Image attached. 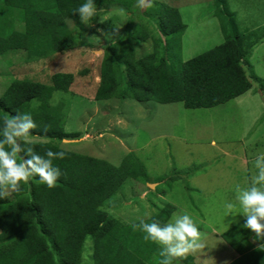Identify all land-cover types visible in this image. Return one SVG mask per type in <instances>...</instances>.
Returning <instances> with one entry per match:
<instances>
[{"label": "rangeland", "instance_id": "rangeland-1", "mask_svg": "<svg viewBox=\"0 0 264 264\" xmlns=\"http://www.w3.org/2000/svg\"><path fill=\"white\" fill-rule=\"evenodd\" d=\"M136 5L137 0L97 5L96 15L76 30L67 20L77 36V47L52 59L25 62L21 54L0 56V96L13 79L51 85L52 75L72 74L68 92H54L51 99V105L63 114L64 131L71 142L66 143V138L51 142L61 150L116 167L131 154L145 171L141 179H127L101 210L131 226L152 217L161 224L172 207L165 223L188 214L199 228L215 230L214 235L206 233L210 236L204 247L207 253L199 251L196 260L207 261L206 255L214 257L212 261L221 260L226 244L217 235L245 219L236 214L242 211L236 197L239 190L253 186L264 167V0H154V6L146 9ZM164 5L176 8L186 26L180 52L163 53L175 71L179 63L223 42L220 23L230 33L226 11L234 14L240 33L256 32L261 38L242 60L250 90L210 109L121 97L94 100L103 55L114 44L127 42L139 58L152 51V39L165 41L159 33ZM141 30L150 39L139 43L134 33ZM31 140L49 142L38 137ZM226 203L236 205L235 216L227 215ZM148 205L157 211L147 212ZM91 254L92 240L87 238L80 264H91Z\"/></svg>", "mask_w": 264, "mask_h": 264}, {"label": "trees", "instance_id": "trees-1", "mask_svg": "<svg viewBox=\"0 0 264 264\" xmlns=\"http://www.w3.org/2000/svg\"><path fill=\"white\" fill-rule=\"evenodd\" d=\"M85 2L0 0V56L21 54L25 62H34L75 50L77 36L66 21H72L75 30L83 28L74 12ZM94 2L103 7L111 4V0ZM226 16L230 33L220 23L223 42L179 63L175 71L163 53L180 52L186 26L176 8L162 6L159 33L165 41L152 39V51L139 58L127 42L114 44L103 55L94 100L121 97L139 103H181L185 109H210L242 96L251 88L242 60L261 37L253 31L240 33L234 14L226 11ZM134 38L139 43L150 39L142 30L135 32ZM72 81V74L59 73L51 76V85L13 79L0 96V127L7 116L30 112L38 125L33 137L49 140L32 142L34 150L41 156L48 150L61 151L51 140L69 136L64 131L63 114L51 105V99L54 92L67 93ZM65 152L64 159L53 161L62 173L55 187L48 188L33 176L21 184L19 192L0 199V264H80L87 238L92 240V264H143L134 253L145 241V233L101 210L127 179L144 177L142 165L131 154L116 167ZM170 210L161 226L173 208ZM244 223L245 219L221 235L240 255L250 250L249 239H255Z\"/></svg>", "mask_w": 264, "mask_h": 264}, {"label": "clouds", "instance_id": "clouds-1", "mask_svg": "<svg viewBox=\"0 0 264 264\" xmlns=\"http://www.w3.org/2000/svg\"><path fill=\"white\" fill-rule=\"evenodd\" d=\"M136 6L141 9L151 8L154 0H137ZM74 13L79 14L82 22H86L96 15L97 5L94 0H86ZM37 127L30 112L9 115L3 120L0 127V199L19 192L21 184L27 183L33 176H38L48 188L55 187L61 177V170L54 166L53 161L64 159L66 152L48 150L43 156L38 154L31 140L33 130ZM47 131L48 126H45L44 132ZM65 142L71 141L66 138ZM257 185H264V167H260L253 186L239 190L236 200L242 211L236 214H243V226L254 233L256 240H264V188ZM224 207L227 215H236H233L235 204L226 203ZM133 227L145 233V241L150 240L161 246L159 255L164 259L158 264H174V261L187 258L205 247L204 234L188 214L177 215L163 226L155 221H141Z\"/></svg>", "mask_w": 264, "mask_h": 264}, {"label": "crops", "instance_id": "crops-1", "mask_svg": "<svg viewBox=\"0 0 264 264\" xmlns=\"http://www.w3.org/2000/svg\"><path fill=\"white\" fill-rule=\"evenodd\" d=\"M128 205L129 203L127 204V206ZM146 211L154 213L155 211H157V209L152 212V209H150L148 205L146 207ZM152 218H150L149 220H152ZM126 222H129V221H126ZM199 229L204 234V237H205L204 244H207V241L210 238V236L206 233H211L212 235H214L215 230L213 228H199ZM229 229L231 228H226V231H228ZM226 231L218 233L217 235L218 239H222L221 234L225 233ZM222 241L224 242V240ZM249 244H250V250L244 255H240L239 253L234 251L228 244H226V248L225 250H223L225 253V257H223L221 260L212 261L214 257H209V255H206V258L208 260L204 262H200L199 260L201 259L196 260L197 253H200V252H197L195 254L188 255L187 258L174 261V264H234V263L235 264H264V247L260 246V245H264V242H258L257 240L251 238L249 239ZM160 250H161V246H159L158 244L150 240L143 241L135 250V256L141 262H143V264H158L159 261H162L164 259L163 257L159 255ZM200 251H204L203 253L205 254L207 253L206 248H203Z\"/></svg>", "mask_w": 264, "mask_h": 264}]
</instances>
